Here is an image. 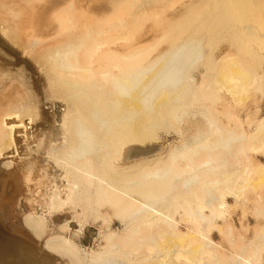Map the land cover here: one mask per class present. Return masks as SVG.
I'll return each mask as SVG.
<instances>
[{
    "label": "bare ground",
    "instance_id": "obj_1",
    "mask_svg": "<svg viewBox=\"0 0 264 264\" xmlns=\"http://www.w3.org/2000/svg\"><path fill=\"white\" fill-rule=\"evenodd\" d=\"M36 1L0 0V157L25 153L0 173V264H35L3 217L32 183L50 192L23 224L57 262L264 264V0H89L93 16L74 0L58 28L26 21Z\"/></svg>",
    "mask_w": 264,
    "mask_h": 264
},
{
    "label": "rangeland",
    "instance_id": "obj_2",
    "mask_svg": "<svg viewBox=\"0 0 264 264\" xmlns=\"http://www.w3.org/2000/svg\"><path fill=\"white\" fill-rule=\"evenodd\" d=\"M45 1V2H44ZM55 1H57V2H63V3H61V4H58V5H55L54 4V2ZM72 1H74V0H41V1H36L35 3H36V7H34L35 6V3H34V5H33V3H32V5H33V10H34V14H35V18H33L34 16L32 15V12H31V9L29 10V8H30V6H28L29 8H28V10H27V13H26V21H28V22H30V21H34L33 22V24L35 25V26H54V28L56 27V28H58L59 27V22H58V19H56V17H55V12L56 11H58L62 6H64L66 3L68 4L69 2H72ZM76 2L77 1H79V0H75ZM86 1H88V2H86ZM113 1V3H111ZM118 1H120V0H116V2H115V0H101V2L106 6V9L108 10V11H113V9L115 8L113 5H115V4H117V3H120V2H123V1H120V2H118ZM144 1V0H143ZM146 1H148V0H146ZM53 2V4H54V9H51V3ZM41 3V4H40ZM100 2H98V1H96V2H94V1H89V0H82L81 2H80V5H81V8L83 9V11L85 10V11H87L88 9V14H91L92 16L94 15V14H97L98 15V12H95V11H93L92 10V8L94 7V5L93 4H99ZM91 6H90V5ZM101 4V3H100ZM111 4V5H110ZM39 5V6H38ZM79 5V4H78ZM93 5V6H92ZM42 6V7H41ZM57 6V7H56ZM113 8H112V7ZM95 8V7H94ZM175 9H174V11L172 10V9H170V11L168 12V14H167V17H168V19H172L171 17H172V13H178V11H179V13L177 14L178 16L181 14L182 15V11H184L183 10V8H182V3L180 4V3H177V5H175V7H174ZM182 8V10H179V9H181ZM43 9V10H42ZM37 12H39V13H37ZM178 10V11H177ZM29 13H31V14H29ZM47 14V15H46ZM171 14V15H170ZM28 15L29 16H31L32 18V20H30L29 18H28ZM44 16V17H43ZM95 17V16H94ZM177 17V16H176ZM173 18H174V15H173ZM28 24V23H27ZM158 31H162V29H158ZM158 34H160V33H158ZM54 35H56L55 33L54 34H51V35H48L47 36V39H46V41L48 42V43H50V41L52 40V41H54V40H56V37L57 36H54ZM54 36V37H53ZM42 37V36H41ZM44 37H46V36H44ZM43 37V38H44ZM53 37V38H52ZM48 38H52L51 40L50 39H48ZM151 38V35L150 36H147V37H145L144 39H143V41H147L148 39H150ZM51 41V42H52ZM47 42H45V43H47ZM44 43V44H45ZM25 59H26V57H25ZM29 59V58H28ZM27 59V61L29 62V65L31 66V68L33 69V71L35 72H33L31 69H30V67L28 66V67H26V73H28L27 75V78L30 80V81H33L34 79H38L40 82H41V85L45 88V89H43V87H42V89L43 90H45L46 91V85H45V82L44 81H46V79H44V76L42 75V73H41V71H39L40 69H38V66H36V64H34L35 62L33 61V63H32V58L30 57V61ZM32 64V65H31ZM34 64V65H33ZM34 67H36L35 69H34ZM38 71H37V70ZM34 73V74H33ZM38 73V74H37ZM43 76H41V75ZM31 75V76H30ZM32 80H31V79ZM12 84V85H11ZM7 88L8 89H6V91L7 90H9L10 89V91L12 92L13 91V87L14 86H19L18 85V82H12ZM15 84V85H14ZM12 87V89H11V87ZM25 87H22V89H24ZM26 90H27V87H26ZM29 90V89H28ZM39 89H36V92L38 91ZM5 91V93H4V95H6V93L7 94H9L10 93V91L8 92H6ZM32 91V90H31ZM30 91V92H31ZM35 90L33 89V92H34ZM33 92H31V93H33ZM35 92V94L37 95L38 94V97H42L44 94H42V93H40V95H39V92L38 93H36ZM43 93H44V91H43ZM2 95H3V92H2ZM52 103H53V101H52ZM45 104H49V102H47V103H45ZM44 104V106H46ZM50 106H52L51 105V103L49 104ZM47 106V107H50V106ZM40 107L42 108V105H40ZM51 108V107H50ZM61 109L62 108H60V110L59 111H61ZM51 110V109H50ZM52 111V112H51ZM50 111V113L52 114L53 113V110H51ZM40 119V120H38V118ZM41 118H43V117H40V116H36L35 117V121L33 122V125L31 126L32 127V129L29 131V133L31 134V135H37V134H42V129H44V127H42V126H40V124H42L43 122H42V120H41ZM24 122L25 123H30V121H28V118L26 119V120H24ZM38 122V123H37ZM36 123V124H35ZM35 124V125H34ZM30 127V126H29ZM42 128V129H41ZM40 130V131H39ZM32 132V133H31ZM37 133V134H36ZM164 141H168V139L167 140H163L162 142H164ZM173 141V139H171L170 140V142H172ZM15 152H16V150H14ZM10 152H12V154H8V155H5L4 157H0V173L1 172H3V171H6V172H10L11 170H14V169H6V165L8 164V163H10V162H17V163H19V162H21V159L22 158H25V153H24V150H22L21 149V146H19V149H18V152L15 154L14 153V155H13V151H10ZM24 153V154H23ZM19 154V155H18ZM18 155V156H17ZM21 155V156H20ZM15 156V157H14ZM21 158V159H20ZM17 163H15V164H17ZM6 164V165H5ZM14 166L12 165V168H13ZM16 170H14L13 172H15ZM32 185V191H33V193H31L29 190H27V188H26V186L23 184V186H22V188H21V192L20 193H18L19 195H17L16 196V198H14V202H13V200L11 201V202H13V203H11L12 205H10L9 206V204L8 205H4V207L5 206H7V212H5L6 213V215L4 214L3 215V217L5 216V218H7L8 216V220L9 221H6L5 220V224H6V226H7V228H6V236L10 239V240H13V241H17V242H19V239L21 238L22 239V237H23V234H25L24 236H26V237H23V239L21 240V241H23L25 244H28L27 246H29V248L27 247H23V246H17V251H20L21 252V254L23 255V251H26L27 253H25V254H28V256L30 257V263L31 262H33V263H35V264H52V263H54L55 262V264H65V263H67L65 260H64V262L61 260V259H59V261L57 262L56 260L58 259V258H56V256H54V254L53 253H51L47 248H46V246H45V241H43V240H37L36 238H34L33 236H32V234H31V232H30V230L28 229V228H26L27 226H24L25 225V222H24V224H23V221L24 220H22V219H24V216H27V214H29V211H27L25 208H26V206L25 205H27V206H30V204H32L33 202H35L34 204H35V206H37V205H39L41 202H44V199L42 198V196H43V194H46V193H49L50 192V190H49V188H47V185H46V187L44 188V189H42V192L43 193H40L36 188H34V183H32L31 184ZM27 193H26V192ZM35 191H37L38 193L35 195ZM35 195V196H34ZM24 198L26 199L25 201H24ZM28 198V199H27ZM34 198L36 199V200H34ZM11 199H13V198H11ZM32 199V200H31ZM29 200V201H28ZM34 200V201H33ZM8 203H10V199L9 200H6ZM5 201V202H6ZM21 201V202H20ZM5 202H3V203H5ZM7 202H6V204H7ZM39 202V203H38ZM21 205H20V204ZM14 204V205H13ZM2 205V206H3ZM23 205V206H22ZM6 208V207H5ZM24 208V209H23ZM37 209H38V212L40 213V214H42L44 211H45V209L44 208H42V207H37ZM10 211L12 212L11 214H10ZM26 211V212H25ZM239 212V211H238ZM236 213L234 216H235V219H234V222H235V224H236V228H238V229H241V226L245 223V222H243V221H241L240 220V217H241V215H239V213ZM9 215H8V214ZM252 215H249V218L250 219H253V216L251 217ZM4 218V219H5ZM46 218H48V220L50 221V227H52L51 229H53L54 227H57L58 226V228H61V226L63 225H65V226H68V229L66 230L67 232L68 231H70V232H68V234L67 235H69V236H72V234H78L79 232H81V230H80V227H79V225H77V222H75V221H73L72 219H68V218H66V217H64L63 216V218L62 217H50L49 215H46ZM19 222H21V223H19ZM67 223H68V225H67ZM247 225V224H246ZM256 225H257V221L255 220V219H253V221L251 222V223H249L248 224V228H255L256 227ZM78 226V227H77ZM13 228H16V229H14L13 230ZM89 229L85 232V231H82L81 232V234L79 233V235H80V237L82 238V245L81 246H84V247H86V248H89L90 246L91 247H93L94 246V243H96V240H97V238H98V228L96 227V226H90V227H88ZM97 228V229H96ZM114 228H117L116 226L114 227ZM17 229H19V230H17ZM24 229V230H23ZM27 229V230H26ZM22 230V231H21ZM29 230V231H28ZM77 230H79V232L77 231ZM15 231H17L18 233H16ZM24 231V232H23ZM27 231V232H26ZM20 232H22V235H20ZM66 232V233H67ZM72 233V234H71ZM66 235V236H67ZM82 235V236H81ZM21 236V237H20ZM20 237V238H19ZM29 239L30 238V240L28 241V239L27 240H25V239ZM217 242H219L220 240L219 239H215ZM27 241V242H26ZM67 264H69V263H67Z\"/></svg>",
    "mask_w": 264,
    "mask_h": 264
}]
</instances>
